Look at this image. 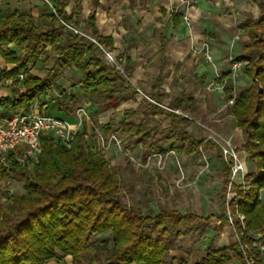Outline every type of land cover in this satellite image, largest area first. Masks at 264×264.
<instances>
[{"label":"trees","instance_id":"trees-1","mask_svg":"<svg viewBox=\"0 0 264 264\" xmlns=\"http://www.w3.org/2000/svg\"><path fill=\"white\" fill-rule=\"evenodd\" d=\"M63 3L56 0L55 14L46 18L44 26L35 24L33 18L23 13H0V57L5 64H13L10 69L0 70V80H11L9 94L0 97V115H8L14 108L26 109L35 98H41L42 106L45 101L42 96L52 85L49 76L68 67H74L80 74L77 83L88 92V100L96 106L97 112L116 109L119 103L133 100L138 93L127 81L126 62L124 76L103 60L95 42L74 34L63 24L71 25ZM257 4L258 16L247 15L239 23L247 41L240 55L234 58L242 61V72L250 83L240 90L230 106L234 125L243 136L241 150L249 154L257 169L245 179L247 185L233 184L231 189L235 194L226 200L230 168L223 163V179L217 194L221 210L218 220L229 222L228 209L238 240L220 249L211 242L206 256L195 264H229L233 260L247 264L241 245L251 246L253 231L264 235V203L258 195L264 188V150L260 148L264 142V0ZM94 39L102 46L110 44L109 39L97 34ZM41 57L46 64L51 62L45 78L31 73L28 68L29 63ZM20 71L24 75L21 80L18 79ZM160 81L159 78L158 83ZM230 83L226 81L223 89L226 101L232 98ZM55 88L63 92L58 85ZM148 96L155 103L144 99L146 105L142 106L138 121H134L138 109L124 110L119 128L121 134L142 144L143 158L168 150L190 155L211 145L210 141L186 129L190 121L187 117L164 110L157 95ZM196 102L190 97L185 101L175 97L169 106L195 113ZM157 116L169 119V126L162 127ZM114 124L115 118L110 116L105 130L111 131ZM85 132L84 127L69 143V148L42 132L39 160L31 173L11 159L9 172L24 180L25 193L8 196L4 206H0V264H45L50 259L63 262L67 256L69 264H185L170 255L171 238L197 229L214 215L180 213L167 207L153 215L143 213L139 206L127 204L121 198L118 167L89 149L90 144L86 147ZM154 134L158 137L154 138ZM158 142L164 145H157ZM253 144L257 149H252ZM5 174L7 171L0 162V175ZM236 213L243 215L244 227ZM108 230L111 245L103 240L93 241L94 233ZM261 254L256 249L247 252L255 258L253 264H263Z\"/></svg>","mask_w":264,"mask_h":264},{"label":"crops","instance_id":"crops-1","mask_svg":"<svg viewBox=\"0 0 264 264\" xmlns=\"http://www.w3.org/2000/svg\"><path fill=\"white\" fill-rule=\"evenodd\" d=\"M63 2V10L70 17L71 26L84 33L85 38L90 40L91 37L94 39V35L97 34L100 37L109 39V45H98L113 51L118 58L123 60V65L126 62L129 68L127 81L136 91H141H138L133 100L119 103L116 109H109L99 113L96 106L88 101V104L92 105L98 115L100 114L98 122L102 124V128L99 130L107 132L104 127L109 120V118L108 120L105 119L106 117L101 115V113L110 111L111 114H115L116 112L123 114V111L126 109H138L133 104L141 102V99H138L139 97L142 98L143 102L146 98L155 103L148 95H157L162 102V97L165 96L164 93L170 94L172 92V101L175 97H181L182 101H185L187 97L196 99V112L192 113L194 115L192 117L193 120L197 124H205L212 130L220 131L222 137L230 140L235 145L239 160L244 166L246 165L248 158L244 150H241L243 144L242 133L234 125L231 113L229 114L230 119H226L224 122L216 120L217 113L214 112V107L220 105L222 94L221 91L209 90L206 85L213 79L216 74L215 72H218V70L219 75L216 82H222L223 80L232 81V73L229 70V65L227 66L226 60L228 57L226 58V55L232 51L235 53V57L240 55L241 48L247 41V35L239 27V23L247 15L258 16L257 1L193 0L189 10L190 30L180 13L170 11L171 4L176 3L177 0H63ZM55 4L56 0H0V13H23L33 18L35 24L44 26L46 18L50 14H55ZM241 12L245 17L237 23L236 16ZM240 31L244 35L236 41L237 46L230 49V39ZM204 40L209 42L211 54L216 64V71L205 63L204 58L190 53L191 42L199 44ZM98 45L96 44L98 51H100ZM39 60L45 63L44 58L41 57L37 61L29 63L28 68L31 73L45 78L48 76L49 71L46 76L34 72V68H36L34 64L41 62ZM49 64L51 69V62ZM6 66H9L7 69H10L13 67V64H6ZM187 68L191 70V74L185 76L182 71ZM239 72L241 76H244L242 66ZM77 74L80 78L78 71ZM49 78L52 85L48 91L55 90L56 88L53 86L55 82L51 80V76ZM159 78L161 81L158 83ZM175 78L178 82L175 89H173L171 85L175 84ZM18 87L21 90L23 89L21 85ZM144 89H147V91ZM1 90L3 88H0V97L9 94V92L2 93ZM80 92L85 93V90L81 88ZM47 93L42 96L45 97V101H43L44 104L40 107L47 112L48 103L52 102L54 109L60 111L62 115H51L73 120L76 109L73 112L69 111L66 107L64 109L63 106L67 105L56 91L52 93L54 94L52 99H47ZM65 93L67 96L72 94L70 91H66ZM223 98L225 100V92L223 93ZM145 104L146 102L142 103V106ZM160 105L162 107V104ZM85 109L90 115V109L86 107ZM180 110L183 111L182 109ZM122 121H115L111 131L115 130L120 135L119 128ZM85 129H87V124H85ZM121 135H123L122 139H125L126 142L131 138L128 135ZM204 139L210 141L207 138ZM111 152L112 155L109 157L111 164L115 167L124 166L126 159L122 153L114 149ZM171 156L168 155L165 159ZM220 158L222 170L223 163L225 162L222 157ZM259 199L264 202V188L259 191ZM211 214L214 215L211 219L215 218L219 221V216L216 217L215 213ZM200 215L207 216L208 214ZM178 238L179 245L182 244L181 240L184 241L186 239V249H172L169 253L182 259L185 264H195L205 257L206 248L212 242L210 240L206 246L199 244L194 235L192 237L180 235ZM222 239L214 243L217 249L226 247L235 240L227 241L224 237ZM182 246L184 247V244ZM263 260L264 255H262V263ZM229 264H240V262L233 260Z\"/></svg>","mask_w":264,"mask_h":264},{"label":"rangeland","instance_id":"rangeland-1","mask_svg":"<svg viewBox=\"0 0 264 264\" xmlns=\"http://www.w3.org/2000/svg\"><path fill=\"white\" fill-rule=\"evenodd\" d=\"M255 1L258 2L261 0H255ZM190 8H188L187 10L189 19H190V14H189ZM244 17L245 16L244 14H242V12L239 13V15L236 16L237 23L238 21L242 20ZM188 29L190 30V26ZM243 35L244 33L240 31L237 32V34L230 39V44H229L230 49L235 48L237 46L236 41H238ZM203 42L208 44L209 50L211 51L209 42L207 40H204L201 41L199 44H195L191 42L192 44L190 43V48H191L190 53H193L192 47L194 48L198 47ZM100 51H98L99 55L103 58V60H105L102 51L101 52ZM112 53L116 56V54L113 51ZM194 55L201 56L203 58L201 53ZM234 57H235V53L233 51L229 52L226 55L227 58L226 63L227 66L229 65V70L232 73V79H231L232 81L230 83L233 89L232 97L236 98L241 89L249 86L250 80L245 74L244 76H241V73L239 72L240 67L234 70L231 68V59ZM39 61L41 62L34 64L36 66V68H34V72H38L40 73V75L46 76L48 71H50V64L43 63L42 60ZM122 61L123 60L121 59V64L123 66ZM205 63L207 65H210L212 69L216 71V64L214 60H213V64L208 62ZM8 67L9 66H6V64L0 57V70L2 68H8ZM190 71L191 70L187 68L183 70L182 73L185 76H188L191 74ZM215 73L216 74L214 75L213 79L207 83L206 87L211 91H221L222 101H220L219 106L216 105L217 107L216 106L214 107L215 108L214 112L217 113L216 120L218 122L220 121L224 122L226 119H230L229 114H230L231 105L226 100H224L223 88H219V83L216 82V79L219 75V70L218 72ZM78 76L79 75L77 74V71L73 67L56 71L52 75L51 80L55 82L53 86L55 87L56 85H58L63 90V92L60 93V91L54 88L55 90L48 91L47 99H52L54 97L53 96L54 94L52 93L56 91L60 95L62 101L66 103L69 111L73 112L78 107L89 108L91 120L93 121L96 128L101 129L102 124L98 122V116L100 114L98 115L99 112L97 113L92 107V105L88 104L89 101L88 93L86 91L85 93L80 92L81 88L77 83L79 79ZM177 82L178 80H176L175 78L174 81L175 84L171 85V88L175 89ZM10 83H11L10 79L0 80V88H3V90H1L2 93L9 92ZM144 90L147 91V89ZM66 91L67 92L70 91L72 92V94H70V96H67V94L65 93ZM167 94L168 93H164L165 96L162 97V108L168 112H173L175 114H179L184 117H187L190 121L186 124V129L192 132L196 136L209 139L211 141L210 142L211 145L209 147L200 148L196 153L190 155H186L180 153L179 150H175L173 151L172 154H170L172 156L167 159H161V161L158 162L157 158L150 157L149 159L150 161L146 163L147 159L143 158V152L145 148L142 146V144L137 142L133 137L128 139L127 142L124 139L123 144L127 147V151H126L127 155L124 153H122V155L126 159V162L124 166H118L121 198L124 202H126L129 205L141 207L143 213L149 212L153 215L154 213H157L160 208L167 207V208H175L180 213L193 212L196 214H203V215H207L209 213H215V216L218 217L220 215L221 210L220 207H218L219 204L217 202L216 194L219 192V186L223 179L221 177L222 173L220 172L221 170L220 157H222L220 154L221 149L223 146H226V144L228 143L232 145L235 149L236 147L230 140L222 137L220 131L212 130L205 124H197L192 118L194 116L192 113L188 111H181L180 109H174L173 107L168 106L173 101H172V92L168 95ZM138 99L139 100L141 99V102H136L133 104L135 108H138V112L135 116L134 121H138L137 118L141 115L140 110L142 109V103H145V101L144 102L142 101V98L139 97ZM53 105L54 104L52 102L48 103L47 113L55 114L58 116L62 115L60 111L54 109ZM101 115L105 116L106 117L105 119L107 120L110 117V115L115 118L116 122H120L123 120V115L120 112L111 114L110 111H107L101 113ZM156 118L161 121L162 127L169 126L170 124L169 119L164 118V116H157ZM149 125H151V123ZM49 136L53 138L55 141H57V139L53 137L51 134H49ZM120 136L123 137V135L121 134ZM157 137L158 135L154 134V138ZM60 143L67 148L70 147V144H65L63 142ZM86 144L91 145V148H89V145L88 146L86 145L87 148L100 153L101 155H103L105 159H109V157L112 155L111 151H113V149H110L105 152L100 151L97 148L94 139H91L90 143L86 142ZM157 145H164V142H158ZM260 148L264 150V142L261 144ZM252 149L253 150L257 149L256 144L252 145ZM40 152L38 153L36 158L30 160L28 163L25 164L18 163V165L28 173L33 172L36 167V164L38 163ZM244 152L246 153L248 158L246 165L244 166L245 179H246L248 178L249 175L255 172L257 167L255 162L250 160L249 154L245 150ZM11 159L17 162L14 156H12ZM244 185L247 184L244 183ZM227 192L228 190L226 189L225 199L229 200L234 195L227 196ZM23 193H25L24 180H22L20 176H15L8 172L3 177L0 175V206L1 207L4 206V204L6 203L8 196L19 195ZM261 199L259 200L262 203H264ZM226 214L228 217L232 216L228 209L226 210ZM236 216L239 218L241 226L244 227L243 215L241 213H236ZM241 216L242 219H240ZM185 235L187 237L188 236L192 237V235H194L196 241L199 244L205 246L209 243L210 240L213 243H217V241H219L220 239L223 240L222 239L223 237L227 241H232L234 239L238 240V237L233 229L232 223L230 224V222H219L215 218L209 220L208 223L206 224H200L197 229H192V230L189 229L188 233H186ZM250 235L253 238V242L251 245H253L255 241V236L259 235L264 240V235L260 231H253L252 233H250ZM92 239L93 241L96 242L103 240L107 242L108 245L112 244V237L109 230L101 234L94 233L92 235ZM171 239L173 243L172 249H178V248L186 249L185 247L186 239L184 241L182 240L180 241L182 244H184V247L182 246V244L179 245V238H171ZM241 246H244V244H242ZM261 253L262 255H264V251ZM69 261H70V257L67 256L64 258L63 262H58L55 259H50L45 264H68ZM263 264H264V260H263Z\"/></svg>","mask_w":264,"mask_h":264},{"label":"built area","instance_id":"built-area-1","mask_svg":"<svg viewBox=\"0 0 264 264\" xmlns=\"http://www.w3.org/2000/svg\"><path fill=\"white\" fill-rule=\"evenodd\" d=\"M193 0H177L176 3H172L170 11L173 13H180L184 22L189 26V17L187 14L188 8L191 7ZM63 23V22H62ZM71 32L85 36L84 33L76 28L63 23ZM90 40L98 43L95 39L90 37ZM103 53L104 59L107 63L113 65L118 71L126 76L121 59L115 56L112 51L105 49L98 45ZM194 54H202L204 60L213 64V56L209 50L208 44L203 42L198 47H192ZM242 66L241 61L231 59V68L234 70ZM18 78L23 79V72L18 74ZM219 88L226 86V81L218 82ZM141 92L140 90H138ZM233 97L227 102L232 105ZM41 98L33 99L32 103L26 109L15 108L8 115H0V162L9 172V166L11 157L14 156L19 164L28 163L30 160L36 158L40 152V134L47 132L55 137L58 141L65 144H69L73 141L74 137L82 132L85 124H87L86 132L83 134L84 140L88 143L91 139H94L97 148L102 151H108L114 149L120 153L127 155V147L123 144L122 137L117 131L103 132L96 128L91 120V117L84 107H78L74 111V119L67 120L62 117L48 114L40 107ZM2 106L0 105V113ZM173 153V150H168L164 155L160 153H153L148 156L146 163L150 160V157L158 159H165L166 156ZM221 156L225 163L229 165L230 175L229 183L227 187V196H233L234 192L231 189L233 184H244L245 172L244 165L239 160L236 149L229 143L223 146L221 149ZM133 160V158H132ZM148 165V164H147ZM242 219V216L240 217ZM229 222L232 223V219L229 216ZM252 249H256L259 252L264 251V240L258 235L255 236V241L250 247L242 246L243 254L247 264H253L255 258L248 256L247 252Z\"/></svg>","mask_w":264,"mask_h":264}]
</instances>
